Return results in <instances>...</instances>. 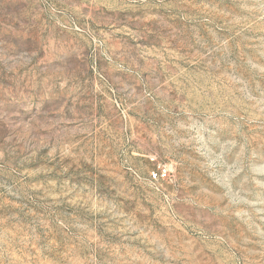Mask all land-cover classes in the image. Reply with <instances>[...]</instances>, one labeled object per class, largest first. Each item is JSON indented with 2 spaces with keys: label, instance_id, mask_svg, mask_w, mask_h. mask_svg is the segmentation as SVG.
<instances>
[{
  "label": "rangeland",
  "instance_id": "rangeland-1",
  "mask_svg": "<svg viewBox=\"0 0 264 264\" xmlns=\"http://www.w3.org/2000/svg\"><path fill=\"white\" fill-rule=\"evenodd\" d=\"M0 264H264V0H0Z\"/></svg>",
  "mask_w": 264,
  "mask_h": 264
},
{
  "label": "built area",
  "instance_id": "built-area-1",
  "mask_svg": "<svg viewBox=\"0 0 264 264\" xmlns=\"http://www.w3.org/2000/svg\"><path fill=\"white\" fill-rule=\"evenodd\" d=\"M166 173H167V170H165V169H160L159 174H160L161 176L166 175ZM159 174H154V178H157V177L159 176Z\"/></svg>",
  "mask_w": 264,
  "mask_h": 264
}]
</instances>
